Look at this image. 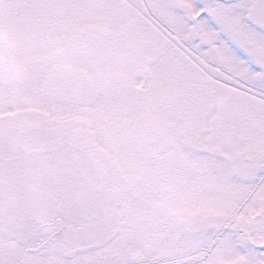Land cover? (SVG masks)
Here are the masks:
<instances>
[{
  "label": "snow or ice",
  "instance_id": "obj_1",
  "mask_svg": "<svg viewBox=\"0 0 264 264\" xmlns=\"http://www.w3.org/2000/svg\"><path fill=\"white\" fill-rule=\"evenodd\" d=\"M0 264H264V0H0Z\"/></svg>",
  "mask_w": 264,
  "mask_h": 264
}]
</instances>
